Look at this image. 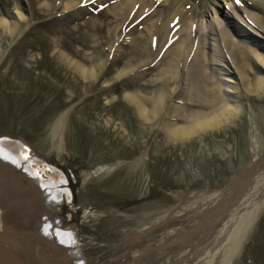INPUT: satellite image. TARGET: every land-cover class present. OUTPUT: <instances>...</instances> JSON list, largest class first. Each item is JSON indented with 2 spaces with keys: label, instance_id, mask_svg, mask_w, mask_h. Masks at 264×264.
<instances>
[{
  "label": "rangeland",
  "instance_id": "1",
  "mask_svg": "<svg viewBox=\"0 0 264 264\" xmlns=\"http://www.w3.org/2000/svg\"><path fill=\"white\" fill-rule=\"evenodd\" d=\"M66 2L0 0V227L45 217L33 197L36 183L43 198L60 189L70 197L68 203L45 199L60 207V226L48 229L38 220L42 238L58 243L61 262L264 264V200L253 222L247 224L253 208L248 218L241 214L261 183L249 188L251 182L236 201L217 202L236 175L264 159V85L233 98L235 115L217 127L167 140L160 123L142 120L125 95L154 100L173 91L177 76L164 84L150 64L133 69L144 55H130L129 45L122 47L128 53H110L114 39L134 27L123 25L114 35L109 0L90 6L77 0L64 12ZM247 43L264 58L263 40ZM246 62L249 77L264 78V62ZM192 81L183 86L188 107L181 106L182 114L201 109ZM26 152L67 183L57 189L31 176L19 156ZM53 261L36 246L28 264Z\"/></svg>",
  "mask_w": 264,
  "mask_h": 264
},
{
  "label": "bare ground",
  "instance_id": "2",
  "mask_svg": "<svg viewBox=\"0 0 264 264\" xmlns=\"http://www.w3.org/2000/svg\"><path fill=\"white\" fill-rule=\"evenodd\" d=\"M99 1L103 0H82V3L89 5ZM109 1V13L115 17L112 30L114 35H117L123 25L133 23L134 27L133 32H124L119 39H114L109 47L110 53L113 50L114 55L117 52L125 53L126 48L122 47L129 45L130 55H144L133 69L150 64L158 75H163L161 80L164 84L172 81L174 75L177 76L173 91L154 100L143 98L139 101L132 93L125 95L142 120L147 121L151 117L160 123L167 140H183L198 131L217 127L235 115L237 106L233 98L236 100L244 90L255 91L263 87L264 78L249 77L246 61L249 60L257 67L264 62L262 54L247 43L250 37L260 38L264 43V0H225L231 3L225 5L226 10L223 9V4H219L221 0ZM77 3V0H67L64 12L72 10ZM247 5L252 6L254 10L246 8ZM239 10L240 12H237ZM232 17L236 20V30L230 26L229 20ZM136 31L138 32L134 33ZM152 41L155 44H150L151 47L149 43ZM148 55L157 57L153 60ZM132 68L123 69L116 78H122V75L132 72ZM190 78L194 80L192 90H196L200 97L197 106L201 109L188 110L182 114L181 106L188 107L183 86ZM60 122V119L57 120L55 126ZM175 122H181L182 126H177ZM19 156L27 164L31 176L40 178L43 185L49 184L56 188L58 186L57 189H60L67 183V178L45 161L39 162L29 158L27 152ZM263 161L264 159H256L246 170L236 175L228 191L218 197L217 202L222 197H225L226 201H236L241 192L260 182V187L255 186L254 194L250 195L251 201L241 210L242 216L246 215V218L251 214L247 224L253 222L264 200V166L260 167ZM251 182L253 184L249 187ZM35 184L33 187H37ZM38 188L40 187L38 186L36 191H39ZM53 198L57 203L70 201L69 194L61 189L45 197L46 201ZM249 209H252L251 213H248Z\"/></svg>",
  "mask_w": 264,
  "mask_h": 264
},
{
  "label": "water",
  "instance_id": "3",
  "mask_svg": "<svg viewBox=\"0 0 264 264\" xmlns=\"http://www.w3.org/2000/svg\"><path fill=\"white\" fill-rule=\"evenodd\" d=\"M263 155L264 153L261 157ZM248 163L235 170L229 180L241 172ZM225 189L226 186L222 191ZM39 237L0 227V264H28L32 259Z\"/></svg>",
  "mask_w": 264,
  "mask_h": 264
},
{
  "label": "flooded vegetation",
  "instance_id": "4",
  "mask_svg": "<svg viewBox=\"0 0 264 264\" xmlns=\"http://www.w3.org/2000/svg\"><path fill=\"white\" fill-rule=\"evenodd\" d=\"M32 190H33V192H35L37 190V187H32ZM42 196H43L42 193L41 192L39 193L38 191H36L33 194V197L37 200V202L39 204L41 203L42 206L44 205V207L41 209H43V211L45 210L43 212L45 217L41 216L40 219L38 218V220L40 221L41 219H43V220L45 219L47 221L48 229H50L53 225L60 226V221H61V219L59 217L60 207H57L55 205H51V204H49V202H45V198H43ZM0 210H1L2 216L4 217L5 209L2 207L1 203H0ZM5 220H6V218H5ZM7 220L5 223L9 224V221H7ZM38 220L36 219L35 222H32L30 224L28 223L27 224L28 226L21 227V226L9 225L10 226L9 228H11L15 231H19L22 234L40 236L36 246L41 248L44 253L46 252V255L49 258H52V260L54 259L55 261H53V262L55 264H70V262H72V261H70L68 259H66L65 262H61L58 259V255L56 253L58 252L59 246H58V243H56V241L53 242V241H51V239H48L47 237H46V239L42 238V236H43L42 230L44 227H43V225H39ZM49 238H51V237H49ZM63 256H64V254H63ZM83 264H85V263H83Z\"/></svg>",
  "mask_w": 264,
  "mask_h": 264
}]
</instances>
